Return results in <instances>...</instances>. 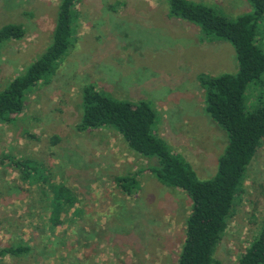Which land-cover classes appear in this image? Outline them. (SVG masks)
Here are the masks:
<instances>
[{
    "label": "rangeland",
    "instance_id": "obj_1",
    "mask_svg": "<svg viewBox=\"0 0 264 264\" xmlns=\"http://www.w3.org/2000/svg\"><path fill=\"white\" fill-rule=\"evenodd\" d=\"M188 1L215 7L231 20L252 11L246 0ZM58 3L0 0V27L20 24L24 30L0 49V85L45 51ZM75 10L72 47L51 81L27 93L13 123H0V154L31 167L28 184L14 167L0 166V249L19 241L31 247L25 256H0V264H176L188 198L149 175L152 160L131 152L115 130L77 132L81 91L91 83L115 99L149 103L155 134L200 180L209 179L226 139L204 113L198 76L235 74L234 50L225 41H202L197 26L169 16L166 0H79ZM251 164L214 253L222 264H236L264 216V142ZM128 174L138 180L131 194L115 182ZM48 179L70 189L83 218L64 214L65 222L52 230L46 200L37 192Z\"/></svg>",
    "mask_w": 264,
    "mask_h": 264
},
{
    "label": "trees",
    "instance_id": "obj_2",
    "mask_svg": "<svg viewBox=\"0 0 264 264\" xmlns=\"http://www.w3.org/2000/svg\"><path fill=\"white\" fill-rule=\"evenodd\" d=\"M78 1L59 0L51 40L45 51L22 74L0 85V123H13L24 111L27 93L51 81L54 69L72 47ZM166 1L169 16L197 26L202 41H225L235 53V74L198 76L204 113L224 132L226 139L215 174L200 180L192 166L155 134L156 115L149 103L115 99L91 83L82 88L81 116L75 130L79 133L102 128L115 130L131 152L152 160L145 168L149 175L186 195L190 212L185 220V236L176 264H222L214 256L216 247L240 202L245 175L264 142V30L261 28L264 0H246L252 11L233 20L215 7L188 0ZM23 35L20 24L1 26L0 49L3 44L19 40ZM251 84L253 89L247 94ZM20 159L0 154V166L14 167L31 184L26 177L31 167ZM115 182L125 194L138 189L136 174L118 176ZM37 192L46 200L43 204L49 211L52 230L65 222L64 214L84 217L67 187L53 185L48 179L37 187ZM19 242L1 248L0 256L27 255L31 247L25 241ZM236 264H264V216Z\"/></svg>",
    "mask_w": 264,
    "mask_h": 264
}]
</instances>
